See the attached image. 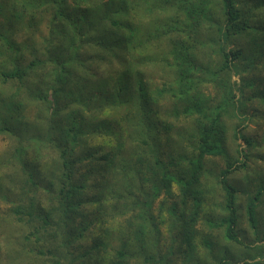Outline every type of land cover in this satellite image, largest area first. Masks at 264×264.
<instances>
[{"label": "trees", "instance_id": "1", "mask_svg": "<svg viewBox=\"0 0 264 264\" xmlns=\"http://www.w3.org/2000/svg\"><path fill=\"white\" fill-rule=\"evenodd\" d=\"M0 264H264V0H0Z\"/></svg>", "mask_w": 264, "mask_h": 264}, {"label": "rangeland", "instance_id": "2", "mask_svg": "<svg viewBox=\"0 0 264 264\" xmlns=\"http://www.w3.org/2000/svg\"><path fill=\"white\" fill-rule=\"evenodd\" d=\"M242 147H244V146H242Z\"/></svg>", "mask_w": 264, "mask_h": 264}]
</instances>
